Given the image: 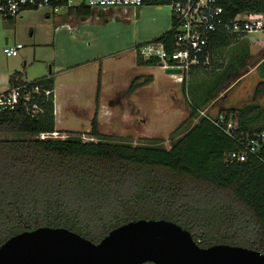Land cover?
<instances>
[{
  "label": "trees",
  "instance_id": "obj_1",
  "mask_svg": "<svg viewBox=\"0 0 264 264\" xmlns=\"http://www.w3.org/2000/svg\"><path fill=\"white\" fill-rule=\"evenodd\" d=\"M149 1L166 3H146ZM216 2L230 16L264 15V0ZM93 12L83 5L70 14L85 20ZM237 37L213 35L209 45L212 66ZM156 40L171 50L173 30ZM244 56V70L235 67L232 77L209 97H193L191 114L170 135V147L158 138L141 144L121 137L113 140L100 130L97 113L88 131L95 140L76 134L41 139L40 133L56 130L53 96L43 91L37 95L41 107L37 115L27 112L22 104L0 111V245L17 233L40 226L66 227L98 243L112 229L146 218L182 225L203 247L226 243L264 253V156L250 155L245 161L226 159L229 152L241 148L239 137L264 130V106L250 103L220 109L219 115L239 122L234 137L213 120L198 116L196 109L217 100L249 71L252 55L247 50ZM137 63L151 66L157 65V60L138 56ZM15 75L10 78L12 84L18 83ZM141 78L133 79L131 92L153 80L152 75L140 82ZM32 81L41 89L55 88L52 75ZM183 85L188 87L187 79ZM99 90L100 84L97 99ZM262 93L264 81L258 84L255 97Z\"/></svg>",
  "mask_w": 264,
  "mask_h": 264
},
{
  "label": "rangeland",
  "instance_id": "obj_2",
  "mask_svg": "<svg viewBox=\"0 0 264 264\" xmlns=\"http://www.w3.org/2000/svg\"><path fill=\"white\" fill-rule=\"evenodd\" d=\"M143 8L147 12L143 16L138 10L122 12L119 8H98L97 13L81 24L75 23L76 17L73 22L80 25L77 35L63 26L71 20L67 8L56 14L45 7L26 11L22 18H0V92L10 88L9 79L14 74L17 80L23 77L34 80L53 73L60 105L56 115V130L60 135L55 138L76 134L91 140L88 131L97 113L100 130L110 134L113 140L119 141L121 137L141 144L148 138H158L170 147V135L191 114L193 97L198 94L209 97L232 77L235 67L240 65L244 70L242 59L248 50L252 55L249 72L229 90L220 93L217 100L207 106V113L216 116L221 106L239 107L250 103L264 106V93L255 97L258 84L264 81V61L260 63L264 59V30L233 38L232 44L223 48L225 54L218 56L213 68L201 71V75H190L188 87L184 89L182 83L175 82L160 66L137 63V48L155 37H151L147 28L159 25L166 27L163 30L166 31L173 26L168 4L153 2ZM6 38L9 45L22 43L24 47L8 56L4 52ZM88 60L91 62L82 64ZM78 63L80 66L72 71L58 73L61 67ZM256 63L260 64L255 67ZM148 75L153 76L150 83L132 92L129 90L135 77L142 76L141 82ZM109 105L115 108L114 115H108ZM101 106L104 110L100 120Z\"/></svg>",
  "mask_w": 264,
  "mask_h": 264
},
{
  "label": "built area",
  "instance_id": "obj_3",
  "mask_svg": "<svg viewBox=\"0 0 264 264\" xmlns=\"http://www.w3.org/2000/svg\"><path fill=\"white\" fill-rule=\"evenodd\" d=\"M165 1V4L170 7L172 15V49H168L165 42L153 39L138 47L137 53L143 60H157V65L165 69L166 72L168 69H179L180 72H167L178 83L183 84L188 79L194 66L211 68L212 52L209 45L211 38L216 33L242 36L250 32L264 30V15L238 13L235 16H230L223 6L217 4L216 0ZM145 3L146 0H0V18L17 19L28 9L48 7L53 13H58L62 8L74 11L83 5L100 9L119 8L123 12H128L137 10ZM70 19L72 20V16ZM66 28L75 35L78 34L77 25L67 23ZM23 47L22 43L9 45L7 40L4 52L11 56ZM54 89H41L35 81L21 80L12 85L10 89L0 92V111L12 110L22 104L27 112L37 115L41 112L37 95L43 91L46 96H53L56 116L60 105L57 102ZM196 109L198 116H205L213 120L230 136L234 137L237 134L240 125L232 116L229 118L225 114L212 116L207 113L209 107ZM58 135H60L58 130H55L42 132L38 137L47 139L55 138ZM90 139L95 140L94 137H90ZM238 141L241 143V148L229 152L226 155L227 160L245 161L250 155L260 158L264 156V130L252 136L239 137Z\"/></svg>",
  "mask_w": 264,
  "mask_h": 264
},
{
  "label": "water",
  "instance_id": "obj_4",
  "mask_svg": "<svg viewBox=\"0 0 264 264\" xmlns=\"http://www.w3.org/2000/svg\"><path fill=\"white\" fill-rule=\"evenodd\" d=\"M8 38H6V41ZM167 72H180L168 69ZM264 264V253L218 243L200 246L167 219L141 218L112 229L98 243L66 227L40 226L0 245V264Z\"/></svg>",
  "mask_w": 264,
  "mask_h": 264
},
{
  "label": "crops",
  "instance_id": "obj_5",
  "mask_svg": "<svg viewBox=\"0 0 264 264\" xmlns=\"http://www.w3.org/2000/svg\"><path fill=\"white\" fill-rule=\"evenodd\" d=\"M148 3H153V2H147V3H145V4H148ZM145 4H144V5H145ZM97 9H98V8H93V10H94L93 14H95V13L98 12ZM29 10H33V9H28V10H25L24 12L29 11ZM111 10H113V9H111ZM120 10H121V9H120ZM137 10H138L137 13L140 14V16H143L145 13H147L146 10H145V8H143V6L139 7ZM121 11L123 12V10H121ZM24 12H23V13H24ZM70 12H71V11L68 12V15L70 14ZM128 12H131V11H128ZM23 13H22L18 18H22ZM99 13H100V14L102 13L101 15H103V12H102V11L99 12ZM55 14H56V13H55ZM93 14H92V15H93ZM68 15H67V18H68V21H69V17H68ZM92 15H91V16H92ZM70 16H72V15L70 14ZM104 16H105V15H104ZM77 18H78V20H77L76 17L73 15V16H72V20H70L69 22L66 21V23H65L63 26H65V28H66V24H67V23H71V22H72V23L74 24L73 21H76V20H77V21H76L75 23L78 22L79 24H81L82 21H84V20L81 19L80 17H77ZM79 20H80L81 22H80ZM78 23H77V24H78ZM77 24H76V25H77ZM77 27H78V25H77ZM79 27H80V25H79ZM79 27H78V28H79ZM164 28H166V27H164ZM164 28H163V26L160 27V26L158 25L157 28H154V26H149L147 29L149 30L151 37H154V36H155L153 39H156V38L162 36L165 32L169 31V30L163 31V30H165ZM148 30H146V31H148ZM161 30H162V31H161ZM6 42H7V41H6ZM136 54L138 55L137 51H136ZM222 55H223V54H219V57L221 58ZM94 59H96V57H95ZM263 60H264V59H263ZM263 60H262V61H263ZM262 61H261V62H262ZM90 62H91V60H88L87 62L82 63V64H88V63H90ZM261 62H260V63H261ZM260 63H256L255 67L258 66ZM80 64H81V63H78V64H70V65H68L67 67H63V68H62L61 65H60L59 67H61V68L59 69L58 73H60V72H61V73H65V72L68 73L69 71H72V69H74V68H76V67H79ZM61 69H63V70H61ZM67 71H68V72H67ZM201 71H204V68H202V66H195V68L191 71L190 75H191L192 77H193V74H196V73L201 75V73H202ZM248 72H249V71H248ZM21 73H22V72H21ZM50 75H52L53 78H54V80H55V77H54V74H53V73H50L49 75H46V76H43V77H47V76H50ZM190 75H189V76H190ZM22 77H23V76H22ZM188 79H189V77H188ZM188 79H187V83H189V82H188ZM239 79H240V78H239ZM239 79H238V80H239ZM21 80H25L24 77H23V79H21ZM21 80H18V82L21 81ZM238 80H236V81H238ZM236 81H235V82H236ZM9 82H10V79H9ZM235 82H233V83L231 84V86H232ZM14 83H15V82H14ZM14 83H13V84H14ZM13 84L10 82V87H12ZM231 86H230L228 89H226V91L229 90V89L231 88ZM9 89H10V88H9ZM7 90H8V89H7ZM54 90H55V92H56V86H55V89H54ZM5 91H6V90H5ZM221 93H222V92H221ZM192 102L194 103L193 100H192ZM213 102H215V100L209 102V103H208L207 105H205V106L207 107V106H209V104H212ZM223 107H231V106H221V108H223ZM236 107H238V106H236ZM103 108H104L103 106H101V107L99 108V112H100V114H99V115H100V120H101V116H102L101 113H102V111L104 110ZM105 108H106V107H105ZM106 109H107V111H109L108 115H111V114L114 115V114H115V108H114L113 106H110V105H109L108 108H106ZM136 110L138 111L139 109H136ZM99 123H100V122H99ZM99 127H100V124H99Z\"/></svg>",
  "mask_w": 264,
  "mask_h": 264
}]
</instances>
